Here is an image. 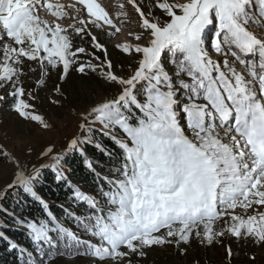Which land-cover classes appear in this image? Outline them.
Returning a JSON list of instances; mask_svg holds the SVG:
<instances>
[{"label":"snow or ice","instance_id":"snow-or-ice-1","mask_svg":"<svg viewBox=\"0 0 264 264\" xmlns=\"http://www.w3.org/2000/svg\"><path fill=\"white\" fill-rule=\"evenodd\" d=\"M159 253L264 264V0H0V264Z\"/></svg>","mask_w":264,"mask_h":264},{"label":"rangeland","instance_id":"rangeland-1","mask_svg":"<svg viewBox=\"0 0 264 264\" xmlns=\"http://www.w3.org/2000/svg\"><path fill=\"white\" fill-rule=\"evenodd\" d=\"M105 2H108V0H105ZM121 39H123V37H121ZM57 139H60L59 137H57ZM221 256H223L224 254L221 253ZM259 255V253H258ZM157 264H168V262L172 259V257L167 254V253H159L156 257H155ZM213 259H217L216 255L213 254Z\"/></svg>","mask_w":264,"mask_h":264},{"label":"trees","instance_id":"trees-1","mask_svg":"<svg viewBox=\"0 0 264 264\" xmlns=\"http://www.w3.org/2000/svg\"><path fill=\"white\" fill-rule=\"evenodd\" d=\"M75 166L77 168V176L81 175V173L79 171V161H78V158H77V164ZM15 236H16L17 239H20V240H24L25 239L21 233H15Z\"/></svg>","mask_w":264,"mask_h":264}]
</instances>
